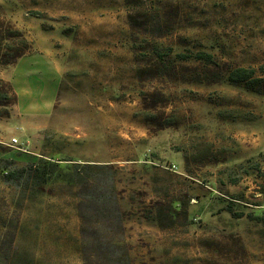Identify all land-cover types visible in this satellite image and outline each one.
I'll use <instances>...</instances> for the list:
<instances>
[{
  "label": "rangeland",
  "instance_id": "rangeland-1",
  "mask_svg": "<svg viewBox=\"0 0 264 264\" xmlns=\"http://www.w3.org/2000/svg\"><path fill=\"white\" fill-rule=\"evenodd\" d=\"M129 1L0 0V264H264V0Z\"/></svg>",
  "mask_w": 264,
  "mask_h": 264
},
{
  "label": "trees",
  "instance_id": "trees-1",
  "mask_svg": "<svg viewBox=\"0 0 264 264\" xmlns=\"http://www.w3.org/2000/svg\"><path fill=\"white\" fill-rule=\"evenodd\" d=\"M125 5L129 6L130 1L125 0ZM1 33L3 34L5 33L4 34L5 37H3V34L1 36ZM3 41L9 42L8 44H10L11 46H9L6 43H3ZM17 44L23 46H17ZM13 45L16 46L13 47ZM26 46L27 44L19 32L11 28L9 25H5V31H3V28L0 27V64L1 65L6 66L12 64L15 60H17L25 53V51L28 49V47ZM6 50L7 52L3 53V51ZM195 57L196 59L199 60H207V61L212 60L211 55L205 53H197ZM226 80L231 85H245L247 87H253L256 84H261L264 82L263 78H259L256 76L255 70L246 69L242 67H238L230 70L227 73ZM0 91L3 93V96L6 100L10 99L11 91L9 87L2 80H0ZM47 165L54 166L52 163L39 160L37 163L29 164L28 167L26 168H21V169L15 168L12 170H8L4 174V179L11 180L12 178L14 179L18 177L19 174L21 173L30 172V173H34L35 176L39 175L38 176L39 182H44L46 180L45 177L46 174L44 172L45 170H47ZM83 166H92V165L83 164ZM82 230L83 229L81 227V237H82V241H84V233ZM125 257H127V254L125 253L123 255H120L119 258L116 257V259L114 260L116 262L115 264H119ZM82 262L83 264H98V261H91L89 256L84 255V252L82 253Z\"/></svg>",
  "mask_w": 264,
  "mask_h": 264
},
{
  "label": "built area",
  "instance_id": "built-area-1",
  "mask_svg": "<svg viewBox=\"0 0 264 264\" xmlns=\"http://www.w3.org/2000/svg\"><path fill=\"white\" fill-rule=\"evenodd\" d=\"M12 142L16 143V141H15V140H13Z\"/></svg>",
  "mask_w": 264,
  "mask_h": 264
}]
</instances>
